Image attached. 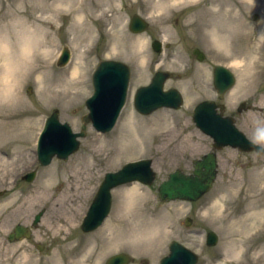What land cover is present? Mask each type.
I'll return each mask as SVG.
<instances>
[{"label":"rangeland","instance_id":"1","mask_svg":"<svg viewBox=\"0 0 264 264\" xmlns=\"http://www.w3.org/2000/svg\"><path fill=\"white\" fill-rule=\"evenodd\" d=\"M47 4H57L52 19H38L49 15L46 8L41 11ZM133 12L148 21L145 30L129 29ZM21 19L47 30L54 45L51 66L41 62V69L20 76L21 103H0L6 108L0 111V263L11 257L22 261L24 256L45 263L60 255L63 246L86 254L112 236L90 264H105L119 251L130 254L127 264H158L172 239L198 253L195 264H264V152L218 148L215 181L195 201L160 200L157 191L169 171H191L192 159L212 149V138L192 119V107L203 98L217 99L214 64H224L235 74L233 86L219 99L225 112L249 138L264 145V0H0L1 39L7 35L5 40L15 45ZM215 29L223 44L214 39ZM155 38L162 41L159 51L151 45ZM64 46L70 58L58 65ZM194 46L203 50L202 60L192 53ZM231 53L241 54L245 65L235 66ZM100 58L130 66L126 102L107 132L81 120L87 111L85 98L93 90L91 73ZM156 69L172 73L164 87H177L182 103L140 113L133 104L134 90L149 82ZM72 76H79L78 84L68 88L67 83L76 80ZM242 100L249 107L238 111ZM55 108L60 120L86 133L68 158L53 156L42 165L36 159L37 136ZM15 110L21 111L7 117ZM140 157L153 159V182L114 187L109 214L96 229L83 231L81 220L104 172ZM33 169V180L22 177ZM40 209L42 216L33 225ZM68 219L74 226L65 241L66 233L55 235L51 223ZM16 222L29 226L32 234L9 241L7 234ZM208 229L218 234L214 245L205 242Z\"/></svg>","mask_w":264,"mask_h":264},{"label":"water","instance_id":"2","mask_svg":"<svg viewBox=\"0 0 264 264\" xmlns=\"http://www.w3.org/2000/svg\"><path fill=\"white\" fill-rule=\"evenodd\" d=\"M148 26V21L139 13L133 12L128 21V27L132 32H141ZM151 45L154 50L161 49L160 39H153ZM192 53L202 60L205 56L203 50L194 46ZM70 57V51L64 46L57 58L58 65H64ZM172 73L167 69H156L148 83L139 85L133 94V104L140 113H150L160 107L178 108L182 103V93L175 86L165 88V80ZM130 68L122 60L112 58H100L92 71V93L85 99L87 111L81 115L83 123L91 125L101 131L107 132L115 125L122 106L127 97ZM212 82L217 91V97L221 99L235 82L233 71L226 65L217 63L212 67ZM245 101H241L238 111L246 109ZM192 118L195 125L212 138L213 149L204 152L199 157L192 159L191 171H184L176 167L169 171L167 177L157 185L160 200L183 199L195 201L208 191L217 176L216 150L229 145L240 150H256L264 152V146L249 138L240 129L235 119L230 114H224V105L211 98H204L196 102L192 108ZM86 130L81 128L74 131L67 121L59 119V110L53 109L44 119L36 142L37 160L43 165L48 164L53 156L66 159L74 152L80 143V137ZM151 157H140L125 161L115 170L105 171L96 192L89 203L80 227L83 231L97 228L111 209L112 188L131 181H140L145 184L153 182L156 172L153 168ZM34 171H28L23 177L32 179ZM43 210L34 214L32 224L36 225ZM191 223V217L187 216L185 224ZM31 229L22 223H16L9 232V240L29 237ZM217 233L209 229L205 241L208 245L217 242ZM41 248V245H38ZM168 253L159 258L158 264H195L198 254L176 239L168 244ZM131 256L124 251L113 253L107 257L105 264H127Z\"/></svg>","mask_w":264,"mask_h":264},{"label":"bare ground","instance_id":"3","mask_svg":"<svg viewBox=\"0 0 264 264\" xmlns=\"http://www.w3.org/2000/svg\"><path fill=\"white\" fill-rule=\"evenodd\" d=\"M56 5L54 4L44 5L41 11H44V9L46 8L47 12H50L49 15L47 17L39 16V18L38 17L37 18L41 20L43 19L51 20L52 16L56 12ZM47 12H42V13H47ZM8 16L9 15H2L1 17L8 18ZM15 18L13 17V19ZM25 22L21 27L22 30L16 37L17 42L15 43V45H12V43L10 44L8 43V41L5 40L7 39L5 37L7 35L3 36L2 39L0 37V60H1L0 62V103H1V106H7V107H10L13 105L18 106L22 101L21 94H20V84L18 83L20 80V76L24 74L30 75L32 72H36L37 70L41 69L40 68L41 62L46 63L47 66H51V63H52V49H53L54 44L52 42L50 34L48 33L47 30H42V28L39 26L35 27V24H33L27 19L25 20ZM46 22L48 23L49 21H46ZM80 24H81L79 25L80 30H84V25L82 26V23ZM218 33H221V32H218L216 29L215 31H213L214 39L217 40L218 42H221V44H223L221 41L222 36L221 34H218ZM3 34H6V33H3ZM230 46L232 47L231 43H230ZM230 57L231 59H233L232 63L235 66L240 67L243 64L245 65V62L243 63V61L245 60H243L244 58L241 57V54L231 53ZM77 69H79V65L75 66V70H73V75L74 73L77 72ZM72 78L76 80L73 82L71 80L69 83H67L68 88L77 87L79 76L78 78L72 76ZM79 82H81V80ZM69 91L70 89L65 91V94L69 93ZM4 109L6 108L0 107V111ZM16 111L17 113H19L21 110H15V113L8 114L7 117L13 116L14 114H16ZM15 124L17 123H12V125H15ZM141 208L140 210H143L144 204L141 206ZM73 226H74L73 219H68L65 222H59L58 220V221H53L51 223V228L54 231L55 235H61V234L66 233V235L62 237L63 240L65 241H67L70 228ZM114 238L115 237L111 236L108 238V241L111 242L112 240H114ZM108 241L105 242L103 245H100L101 248L95 246L89 249L86 252V254H84L81 251H78L75 246H72V247L63 246L62 253H64L65 258L63 257L62 253H60V255L55 256L52 261H48L45 263L39 262L37 264H90L92 259H94L98 255L100 256L102 251L99 252V250L100 249L102 250L105 244L109 243ZM0 264H35V263L31 259H29L27 256H24L22 261L14 260V258L11 257L9 259H5V261L1 262Z\"/></svg>","mask_w":264,"mask_h":264},{"label":"flooded vegetation","instance_id":"4","mask_svg":"<svg viewBox=\"0 0 264 264\" xmlns=\"http://www.w3.org/2000/svg\"><path fill=\"white\" fill-rule=\"evenodd\" d=\"M242 101H244V100H242ZM241 102V101H240ZM246 105V104H245ZM237 107H238V105H237ZM237 109V108H236ZM224 113H226L225 112V110H224ZM227 114H230V113H227ZM232 115V114H231ZM33 220V219H32ZM11 231V230H10ZM32 231V230H31ZM9 233V232H8ZM32 234V233H31Z\"/></svg>","mask_w":264,"mask_h":264}]
</instances>
